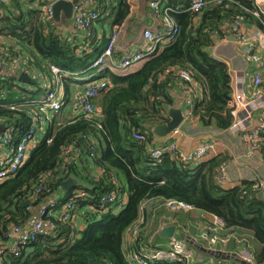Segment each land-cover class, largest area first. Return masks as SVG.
Here are the masks:
<instances>
[{
  "label": "trees",
  "instance_id": "16d2710c",
  "mask_svg": "<svg viewBox=\"0 0 264 264\" xmlns=\"http://www.w3.org/2000/svg\"><path fill=\"white\" fill-rule=\"evenodd\" d=\"M96 1L100 13L96 24L118 11L115 23L121 25L131 12L129 0ZM208 1L201 12L171 13L180 29L174 42L133 73H107L110 84L95 100L100 110L96 116L78 111L75 117L61 122L56 114L18 173L0 183V246L11 240L14 227H25L32 221L49 195L48 189H63L62 183L70 177L78 179L79 185L67 193L66 200L81 192L74 198L77 207H92L101 214L90 219L82 232L73 221H56L57 231L20 247L18 256L6 252L2 264H132L125 247L127 234L146 219V203L156 199L182 201L193 207L189 212L222 218L227 228L248 240L256 261L264 264V199L256 196L259 187L253 181H243L230 189L222 187L219 169L227 156L216 155L196 165L169 154L160 161L151 157L155 140L151 129L168 121L171 92L182 83L183 71L206 90L203 99H195L194 116L204 126L221 130L231 128L234 122L229 105L232 75L228 65L212 55V48L238 20L251 21L264 30V16L252 14V0ZM169 6L177 7L173 0ZM2 9L0 56L3 68H15L16 72L9 74L2 69L0 74V125L14 128V140H18L49 88L42 85L37 73L53 79L52 66H57L70 74L61 77L67 104L74 100L72 85L88 73L108 41L81 39L75 32L65 34L62 26L45 17L40 9L19 0L2 3ZM159 14H164L163 9ZM20 70L32 76L31 82L18 79ZM136 133L144 138L136 139ZM108 193H115L118 199L128 195L119 212H114L113 205L102 206L101 197ZM145 219L131 246L136 250L148 244L142 234ZM156 264L187 263L179 260Z\"/></svg>",
  "mask_w": 264,
  "mask_h": 264
},
{
  "label": "built area",
  "instance_id": "2783aa9c",
  "mask_svg": "<svg viewBox=\"0 0 264 264\" xmlns=\"http://www.w3.org/2000/svg\"><path fill=\"white\" fill-rule=\"evenodd\" d=\"M0 0V14L2 13V3ZM27 6L40 9L47 18L53 17V4L60 0H51V3L40 5V0H23ZM76 1V0H68ZM219 3L222 0H217ZM254 10L252 14L261 18L264 16V0H252ZM209 3L208 0H191L189 7H163L161 0H152L151 6L156 16L162 17V28H147L143 32L144 44L135 51H127L126 55L120 59H116V43L120 37L123 26L116 24L113 26L112 32L108 38V43L103 51L97 57L89 71L95 70L97 74L86 80L84 88L77 94L76 106L80 113L87 116H96L100 111L95 104V100L99 93L106 89L110 80L106 74L118 73L121 76L130 74V71L137 65L146 62L156 56L167 45L175 41L179 34V27L176 24L175 17L171 13H183L191 10L201 12ZM96 0H77L75 5L74 24L82 37L97 40V32L95 30L96 21L100 16L96 7ZM163 9L164 14L159 12ZM53 20V19H52ZM231 33L236 37L240 51L246 60L256 65L252 71L237 72L232 78L233 94L229 101L231 113L234 122L230 128L234 133H238L243 139L247 154L255 153L261 145L264 144V120H259L258 125H254L255 111L264 106V30L260 27H248L242 20L236 21ZM3 58L0 56V72ZM55 77L46 92V95L39 101V105L33 119L28 126L26 132L20 139L14 140L15 129L7 127L3 134L0 135V183L14 177L21 167L29 159L32 151L41 142H38L40 134L47 131V124L50 125L56 114L61 115L62 108L66 104L65 91L66 87L61 81V77L70 76L61 68L52 66ZM107 74V75H108ZM182 83L181 90L186 97L185 120L194 118V106L196 97L193 94L192 85L194 78L187 72H181ZM247 78L251 79L253 90L247 93ZM178 128L171 136V141L160 142L158 147H154L151 157L153 160L160 161L165 154L171 155L172 158L179 159L184 163L195 164L202 161L213 148L212 143L202 142L193 152H182L175 143V135ZM136 139H143L141 133L135 134ZM51 142V138L47 140ZM38 143V144H37ZM227 164H223L219 169V181L223 183L227 178ZM41 189H37L40 193ZM52 196L55 192L47 190ZM82 195L78 192L74 197L63 202H52L47 206H41L36 212L32 221L28 224V228L16 226L10 233L11 240L0 246V264L3 262V256L6 252L11 251L16 256L20 254V247L24 248L29 244L37 241V239L50 232L58 230V220L63 222L73 221L75 219L76 202L75 197ZM169 210L173 212H189L193 211V207L176 200L164 201ZM126 201L119 198L115 193H108L101 197V204L113 205L118 210L122 209ZM32 209V208H30ZM101 215V214H99ZM143 220L136 225L131 231L134 241H136L141 232ZM206 237L209 245L216 248L218 245H226L232 241L237 242L240 247L239 257L250 264H262L256 261L254 249L248 240L241 234L227 228L224 220L218 216H213V220L208 224ZM127 255L132 264H156L160 262H176L179 260L192 264L195 253L194 248L190 247L186 240L172 237L167 244H147L143 245L139 250L126 247Z\"/></svg>",
  "mask_w": 264,
  "mask_h": 264
},
{
  "label": "crops",
  "instance_id": "0c3cea01",
  "mask_svg": "<svg viewBox=\"0 0 264 264\" xmlns=\"http://www.w3.org/2000/svg\"><path fill=\"white\" fill-rule=\"evenodd\" d=\"M21 3L26 4L23 0H19ZM152 0H129L131 5V12L129 16L125 19L123 26V31L116 43V59H120L126 55L127 51H135L144 44L143 32L147 28L161 29L162 28V17L156 16L154 10L151 6ZM170 0H161L163 7H169ZM178 7H184L189 5L191 0H173ZM5 3H11L13 0H5ZM3 2V3H4ZM51 0H40V5L49 4ZM117 4V3H116ZM118 5V4H117ZM2 12L4 10L2 9ZM110 12H108L109 14ZM118 11L115 12L112 18H108L102 23H97L95 25V30L97 32V40L108 38L112 32L113 26L116 25V16ZM248 27H259L253 22H245ZM58 25V24H57ZM72 24L65 17L59 26H62L64 33L71 35L75 32V36L78 38H83L82 34L77 31ZM212 55L218 60L223 61L229 67L230 74L233 75L237 72L252 71L256 68V65L249 63L246 58L242 55L240 51L239 44L233 40V34L231 30H228L227 36L223 39L216 41V45L212 48ZM3 63L1 66V72L4 70L9 74L16 72L15 68H11V71L7 68H3ZM144 63L137 65L133 68L130 73H133L140 69ZM3 69V70H2ZM24 71L20 70L19 75ZM90 72V71H89ZM264 71H262L263 73ZM26 73V72H25ZM32 77L29 73H27ZM116 75H120L115 73ZM18 75V77H19ZM40 78V82L43 86L47 88L52 83L51 78H44L41 73H37ZM95 76V75H93ZM264 76V73H263ZM80 82L72 85L74 87V100L69 101L61 112L60 119L63 122L65 119H71L78 114L76 106L77 94L84 88L86 80L79 78ZM246 90L250 93L253 90L251 79L247 78ZM82 81V82H81ZM193 94L197 99H203L206 90L205 87L200 83L194 82L192 85ZM173 103L168 107H182L183 113L186 109V97L181 90L179 84H177L171 92ZM185 117V116H184ZM169 120V119H168ZM259 120H264V106L255 111L254 125H258ZM47 128L49 125L47 124ZM178 133L175 135V143L178 148L184 153L193 152L202 142L212 143L213 148L210 150L209 154L200 162L193 165L199 164L203 161H207L216 155H224L228 157L227 164V174L226 180L221 183L222 187L225 189H230L237 185H240L243 181H253L259 190L256 196L264 199V144L253 154H247V147L238 133H234L229 129L221 130L216 127H206L204 126L198 117L191 120H184L182 125L178 128ZM47 132V131H46ZM45 132V133H46ZM45 133L40 134L38 142L41 141ZM174 133V132H173ZM170 134L165 138H159L155 136L154 147H158L160 142L171 141L170 138L173 135ZM38 144V143H37ZM101 173V170H98ZM126 182L123 181L122 185L125 186ZM68 198L67 192L64 189H58L55 193L42 200V204L37 208V212L41 206H47L52 202H63ZM124 200L127 202L128 195H124ZM145 206V205H144ZM77 207V206H76ZM146 208L148 209L146 217V226H155V231L150 233V238L145 237L144 241H148V244H167L171 239H158V235L162 228L166 226L167 222L177 225V234L175 237L181 238L180 232H184L189 235L190 242L193 241L196 245L187 243L190 247L194 248V260L192 264H242L239 259V251L241 245L237 242L232 241L226 245H218L216 248H212L207 240L206 232L208 224L213 220L214 215L205 214L201 212H185L177 213L168 209L166 203L161 199H156L154 201H148L146 203ZM114 212H119L117 207H114ZM75 219L73 223L77 226L78 230L82 232L87 225L89 220L99 218L92 207H77L75 211ZM144 219H142L144 221ZM28 224L25 225L28 228ZM128 237L130 238L128 240ZM127 243L125 247H131L135 241L133 239L131 231L126 237ZM211 249L217 251L216 255L204 252L201 248Z\"/></svg>",
  "mask_w": 264,
  "mask_h": 264
},
{
  "label": "water",
  "instance_id": "95a60500",
  "mask_svg": "<svg viewBox=\"0 0 264 264\" xmlns=\"http://www.w3.org/2000/svg\"><path fill=\"white\" fill-rule=\"evenodd\" d=\"M77 4L76 1H68V0H60L53 4V21L56 24H61L63 18L65 17L69 20L72 24L74 23L75 17V5ZM233 40L236 41V37L233 35ZM18 79L24 83L31 82V77L23 72L19 75ZM167 115L169 120L166 123L158 124L152 127V132L155 136L159 138H165L172 134L177 128H179L185 120L184 113L182 107H170L167 110ZM7 126L5 124L0 125V135L6 130ZM79 185V180L75 177H70L66 181L62 183L63 189L69 193L72 189L76 188ZM259 198V197H258ZM177 225L171 224L167 222L166 226H164L161 232L158 235V239H170L177 234ZM179 235L182 239L187 240L190 244L196 245L193 241L190 242L189 235L180 232ZM197 246V245H196ZM198 247V246H197ZM204 252H207L212 255H216L217 251L209 250L206 248H201ZM242 264H250L249 262L241 259H238Z\"/></svg>",
  "mask_w": 264,
  "mask_h": 264
},
{
  "label": "rangeland",
  "instance_id": "374dc122",
  "mask_svg": "<svg viewBox=\"0 0 264 264\" xmlns=\"http://www.w3.org/2000/svg\"><path fill=\"white\" fill-rule=\"evenodd\" d=\"M95 74H97V71H95V70H92V71H90V72H88V73H86V74H84V75H82L80 78H83V79H89V78H91L93 75H95ZM142 229H143V236L144 237H147L148 239L150 238V233H153L154 231H155V226L153 225L152 227H147L146 225L144 226V227H142ZM152 229H153V232H152ZM130 238L128 237V240H129ZM127 240V241H128Z\"/></svg>",
  "mask_w": 264,
  "mask_h": 264
}]
</instances>
